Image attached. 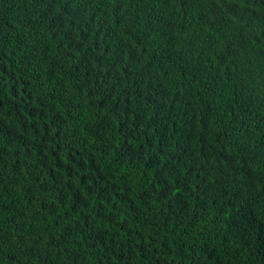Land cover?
I'll return each instance as SVG.
<instances>
[{
  "label": "trees",
  "instance_id": "1",
  "mask_svg": "<svg viewBox=\"0 0 264 264\" xmlns=\"http://www.w3.org/2000/svg\"><path fill=\"white\" fill-rule=\"evenodd\" d=\"M0 264H264V0H0Z\"/></svg>",
  "mask_w": 264,
  "mask_h": 264
}]
</instances>
